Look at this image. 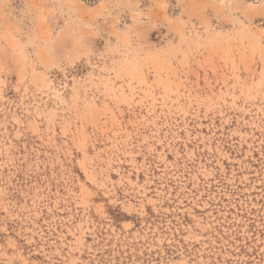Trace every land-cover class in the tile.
<instances>
[{"label":"rangeland","instance_id":"obj_1","mask_svg":"<svg viewBox=\"0 0 264 264\" xmlns=\"http://www.w3.org/2000/svg\"><path fill=\"white\" fill-rule=\"evenodd\" d=\"M0 264H264V0H0Z\"/></svg>","mask_w":264,"mask_h":264}]
</instances>
